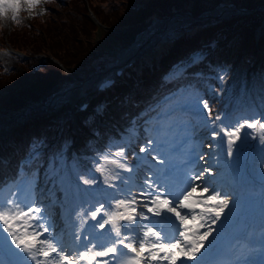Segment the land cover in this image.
<instances>
[{
	"label": "trees",
	"instance_id": "trees-1",
	"mask_svg": "<svg viewBox=\"0 0 264 264\" xmlns=\"http://www.w3.org/2000/svg\"><path fill=\"white\" fill-rule=\"evenodd\" d=\"M123 1L124 5L121 4ZM44 0L43 13L32 12L20 19L21 23H14L10 29L0 23V45L7 41L13 48L34 55L39 51L48 52L57 58L69 70L75 66H88L95 54V49L90 40L93 25L87 15V7H91L99 17L111 25L113 30L119 32L113 35L120 44L128 43L134 34L146 27L154 15L168 17L175 12L191 11L199 14L202 10L211 8L221 2H231L237 7L253 9L264 5V0ZM58 5L56 7L55 5ZM259 30L256 40L255 33ZM110 33V32H106ZM197 36L203 35L204 39L197 43V50H210L212 53L195 67L202 70L199 76H194L196 70L188 69L181 79L196 86H202L209 105L214 108L218 96V87L223 79L231 88L237 89L242 80L251 79L250 66L258 57L257 74L259 83L264 87V10L257 9L245 15H230L222 19L215 26L207 29H198ZM121 36V37H120ZM202 39V38H201ZM195 41H200L199 37ZM172 47V48H171ZM174 45H164L162 51L171 56ZM176 49V48H175ZM196 50V51H197ZM100 55V54H99ZM94 66L91 67L93 69ZM175 70V69H174ZM210 73V77L204 74ZM128 73H131L130 71ZM148 76V86L156 90H173L179 83L174 76ZM70 79V76L59 65L50 60L40 61L36 58L15 57L11 65L0 62V111L9 108L18 109L20 106L36 101L38 96L49 97L61 89ZM173 83H175L173 85ZM124 83L115 85L106 95L107 106L103 109L100 123L90 112H77L81 141L77 150L81 153H98L105 149H115L121 146L119 140L126 144L125 153L133 159L131 148L135 146L137 134L145 131L143 128L147 114L143 115L144 106L149 108V102L142 98V102L135 105L136 101H129L125 93L117 96L122 91ZM126 88V86H125ZM211 88V89H210ZM223 101L220 102L221 106ZM54 110L50 107L36 124L40 125L39 133L32 132L29 145L43 146V153L37 158L40 165L50 153L57 150L68 137H72L67 123L61 139L57 137L56 127L61 122L63 107ZM129 105V108L125 107ZM144 109V108H143ZM30 124V123H29ZM28 124V125H29ZM129 134L125 139L124 134ZM20 132L14 134L18 140ZM144 135V134H143ZM16 136V137H15ZM29 146V147H30ZM51 146V147H50ZM15 149L10 143L0 140V157H11L13 161ZM0 160V183L9 174H4L5 167Z\"/></svg>",
	"mask_w": 264,
	"mask_h": 264
},
{
	"label": "snow or ice",
	"instance_id": "snow-or-ice-1",
	"mask_svg": "<svg viewBox=\"0 0 264 264\" xmlns=\"http://www.w3.org/2000/svg\"><path fill=\"white\" fill-rule=\"evenodd\" d=\"M42 2L44 0H0V20L10 19L20 24L19 13L25 10L23 6L27 5L31 10ZM203 108L211 116L206 101ZM245 128L258 129L264 135V122L247 119L235 127L213 130L212 135L226 137L227 153L231 156ZM151 144L152 141H148L147 147H141L139 151L147 152ZM113 155L118 159L108 156L101 159L118 169L132 171L126 162L124 147ZM96 170L104 173L106 165L98 164ZM205 172L210 169L186 176L182 191L171 186L166 188L161 176L154 181L150 175L143 182L145 190L139 197L126 195L114 199L108 208L101 204L90 213V219L95 221L92 239L85 237L81 241L79 234L74 236L76 247L84 248L75 253L68 250L62 239L52 235L41 208L22 207L13 200L3 202L0 204V232L7 235L0 245V264H203L204 251L217 231L213 225L221 221L230 207L227 195L193 183L202 180ZM110 179L120 177L111 175ZM83 183L94 184L95 181L84 180ZM144 209L152 215L145 214ZM106 225L110 229L108 232L103 231ZM97 228L101 231H95Z\"/></svg>",
	"mask_w": 264,
	"mask_h": 264
},
{
	"label": "rangeland",
	"instance_id": "rangeland-1",
	"mask_svg": "<svg viewBox=\"0 0 264 264\" xmlns=\"http://www.w3.org/2000/svg\"><path fill=\"white\" fill-rule=\"evenodd\" d=\"M121 4L124 5L123 1H121ZM24 6L27 8V5H24ZM55 6L58 7L57 4ZM216 9H217V7H215V9L212 12L213 13H218V11L220 12V10L216 11ZM206 14L207 13H205V15ZM227 14L229 15L232 13L229 12V13L222 14V15L228 16ZM10 15L11 14L9 13V16ZM19 15H20V13H19ZM192 19H193V17H191V16H184V15H176L175 14L170 19H168L164 22H161V23H160V21L158 22L156 20L153 22L152 25H150L146 29V31L144 33L140 34L142 31L139 32L138 34H140V35L136 36L137 37L136 39H135V35H134V37L127 43V46H125L124 50H122V51H128L131 49V47H134L135 45H138V46L139 45H149L150 42H152L154 39L159 38V37H163V34H165V33L167 34V33L171 32L172 29L175 27V25L178 24V22H179V24H181L183 26V25L187 24L189 21H191ZM8 20H10V19H8ZM143 28L145 29V27H143ZM114 31L115 30L111 31V34ZM153 32H156L155 36H153L154 35ZM111 34L101 32V34L99 35L100 38L97 41L94 37V32L92 30V32L90 34V40L92 41V44H88V45L90 47L93 46V48L95 49L96 52L94 55H92L93 58L89 62L88 66L83 65L82 68H80V69L76 68V67H80V66H75V68L73 70H71L72 75L74 76V79H73L74 82L72 83L71 77H70V79H67L68 84L66 83V86L65 85L63 86L62 91L66 90V89L68 90L75 85H79L78 92L83 89L81 85H83V83L87 84V82L90 79V76L93 75L94 73L93 74L91 73L90 75L85 77L83 80H78L79 77L77 75H80L83 77L91 69L92 66H96L97 63L101 59H103L101 57V55H99V52L103 49V48H101V46L104 44V42L109 41L107 38ZM115 35H116V32H115ZM116 47L117 46H114V47L106 46L105 52L112 54V52L114 51V49H116ZM1 57L6 62V59L8 57V51H6L5 53H2ZM118 59H119V56H117L115 58V60H112L111 62H115ZM253 65L254 64H251V66L249 67L250 70L253 67ZM108 66L109 65L106 64L104 69H106ZM70 67H71V65H70ZM93 70H96V68H94ZM252 70H253V68H252ZM227 86H228V84H226L225 81H223L221 83V85L219 86V93L221 94L222 97H224V99L232 97L234 99V106H236L237 108L239 107L241 109H244V111H247V112H250L252 110V108H254L253 100H251V98H249L248 96L245 95L244 86L241 88L240 94H238V95H233L232 90H228ZM188 89L193 90L194 88L189 87ZM185 90L180 93V96L178 99H181V98H183V96H185V93H184ZM61 93L63 94L64 92H61ZM59 94L60 93H57L54 98L52 97V99H49L47 102H45V100H44V103L41 100H39L38 102H35L33 104H31V102H28V103L20 106L16 111L21 110V112H19V113H27L29 111L31 113H27V114H29L31 116H33V114H34V116L38 115L39 111L44 109L46 105H50V104L55 103L56 101L65 99V96H66L65 94H63V95L62 94L59 95ZM189 97H192V99H194L193 103H199L203 109V117L201 118V120L195 122V124H193V126H192V128L194 129V132H197V133L199 132L201 134L200 135L201 137H199V146L202 145L201 157H203V159L201 160L200 166L197 169L196 173L199 174L200 172H203L205 169H210V172L204 173V177L202 180H199V181H197V183H194V184H199L202 186L209 187L210 190H218L219 187L218 186L216 187L215 184L210 182L212 179L217 180L219 177L221 178V175L218 174L219 171H217V169H216L217 167L215 166L217 164V162L214 160V155L212 154V150L215 146L212 144L213 138L210 137V134H211L210 132L213 130V124L214 123L216 124L217 120H216V118L215 119L210 118L209 116L206 117L207 110H205L203 108V103L205 102V99L199 91H193V92L189 93L188 97L185 98L184 100L186 101L187 99H189ZM215 103H216V105H218L217 101ZM262 107H263L262 113L260 111H257L254 115L247 116L246 119L247 120H251V119L252 120H260V121L264 122V106L262 105ZM244 111H242V112L244 113ZM19 113L14 115L16 117V119H20V117L23 116ZM1 114H2V116L3 115H5V116L9 115V113H1ZM1 114H0V117H1ZM229 114H230V112H229ZM220 118H221V116H220ZM232 118L234 120L233 125L238 126L236 124V122L238 123L237 119H235L234 117H232ZM149 121H152V119ZM27 125L28 124L26 123L24 128L23 127L19 128L16 130V132L19 131L21 134H23L27 128L30 130L31 123L29 124V126H27ZM17 126H23V124H18ZM148 127L151 131L153 129V123L151 122L150 124H148ZM156 128H159V127L156 126ZM255 131L256 130L250 129L248 133H250L251 136L252 135L255 136L256 135ZM259 135H260V138H258L257 141H258V146H261V144H260L261 141H262V144L264 145V140H263L264 135H262L261 133ZM2 140L5 141V143L7 142L5 139H2ZM202 140L204 141V143L202 142ZM141 141H142V139H141ZM69 144L71 145V148L68 150L67 153L65 152V154H62L59 156V162L54 167L55 169H53V174H55V172L58 169H60L59 173L61 175L62 169L64 170V167L73 165L76 161H79V160L82 162L86 161L89 165L88 166L85 165L84 169H81L78 166L75 167L74 176H75V181L78 182V190H77L78 195L77 196L80 198L81 194H84L88 198V200H90V203L93 205V208L90 209L91 211H94L97 207H99L101 205L99 195L96 194L99 191V187H98V177L99 176L107 177L109 180H111L110 179L111 175H117V174L119 175L120 179L111 180L112 184L115 185V187H114V190L111 192V194L107 196L113 200L124 198L126 195H136L137 197H139L140 192L145 190L142 186H143V182L146 180V178L143 176V174H141V172H139L138 174L132 175V173H130V172L118 169L115 165H113L115 167V170L113 172H110V168L114 169V167L109 166V164L106 161H103L101 158L104 156H108L110 159H118V157H115L113 155L114 153H110V152L101 153V155L97 156V157H95L94 155H91V154H81V153L77 154L76 150H72V148L73 149L76 148L78 145V142L70 141ZM141 147H146V144H144V145L141 144ZM78 155H79V157H78ZM135 155L137 157V161H136L137 164H135L136 167L137 166H143V165H147L146 166L147 169L149 167H151V165L149 163H147V161L145 160V157L143 155L137 154L136 152H135ZM101 163H104L106 165V171L104 173H101V172L96 170L98 164H101ZM145 171H146V168H145ZM122 175L126 176V178H123ZM84 180H93V181H95V183L94 184H85V183H83ZM33 181H34V176L31 175L28 178H26V177L22 178V176H19V178L16 181H13L12 183H8L6 185V187H4L3 189H0V204L8 201V195L13 190V188H15V187L19 188L17 192L22 191V190H28L29 188L33 187ZM25 182H27L28 186L24 184ZM80 189H81V193H80ZM126 189H127V191H126ZM38 191L40 193H45L41 189V187L38 189ZM35 200L36 201L37 200L42 201L43 199L41 197H39V195H36ZM58 203H59L58 201H55L52 204L56 205ZM59 206L60 205L58 204L57 205V208H58L57 215H58V218H60V224H61L60 229H62L61 231L63 233H66L67 232L66 225L64 224V219L66 217V214H65L66 210L64 208H61V207L59 208ZM144 212H145V214H147L146 209H144Z\"/></svg>",
	"mask_w": 264,
	"mask_h": 264
},
{
	"label": "bare ground",
	"instance_id": "bare-ground-1",
	"mask_svg": "<svg viewBox=\"0 0 264 264\" xmlns=\"http://www.w3.org/2000/svg\"><path fill=\"white\" fill-rule=\"evenodd\" d=\"M77 88L78 87H75L69 91L75 94L78 91ZM238 113H240V110L235 112L236 115H238ZM25 121H28L31 123L35 122V120L31 116H27ZM246 130L249 131L250 129L245 128V131ZM243 134H246V133L243 131ZM255 134L258 136L260 134V131L256 129ZM246 146H247L246 154H244L243 156L236 155L237 157L235 158L236 162L245 164L248 169L247 176H246L247 182H245L246 185L244 186L245 187L244 189L246 192L245 197L241 199H235V197H232L230 200L229 209L225 210V217L229 216L230 210L232 208L237 207L238 209H240V208L245 207L246 209H248V214L245 219V222L248 226L247 232L255 234V235H259L264 240V160L261 158V152H264V146L263 147L258 146L255 143H252L251 140L247 142ZM212 154L214 155L215 161H217L219 157L221 156L220 151L216 147L213 148ZM197 169H198L197 166H195L194 170L196 171ZM69 170L73 172L72 168H70ZM106 178L107 177L101 176V185L99 186L100 190L98 191L99 194L96 193L97 195H99V199L101 200L100 202L104 205H108L111 202L110 198L107 197V195L109 194H105L106 192L103 191V190H106L110 186L108 183L105 182ZM63 183L64 181H62V184ZM228 183L229 184L227 186V181L224 178L220 180V183L218 184V186L220 187L222 185V186H225L226 189H230L229 187L233 186V184L230 181ZM76 186H78V184H76ZM80 193H81V189H80ZM18 200L20 199L18 198ZM74 203L78 205V209L76 210L80 215L81 221H83V227L77 228V226L74 224V221L72 220V215H70V221L68 224L71 223V228L68 230V236H67V239L69 242H65V244L68 250L72 253L77 252V250L74 248V245H75L73 242L74 236L81 233L83 230H85L87 234V238L92 239V233L94 231V229L92 228L94 221L90 219V213H91L90 209L93 208V205L90 203V200H88V198L84 194H81V197L80 198L78 197L77 199H75ZM88 222L92 225L88 224ZM77 229H78V232H77ZM95 231H101V230L97 228L95 229ZM103 231L105 232L109 231V228L107 225H106L105 230ZM6 235L7 233L0 232V245L3 244V238ZM245 244L246 243L244 242V245Z\"/></svg>",
	"mask_w": 264,
	"mask_h": 264
}]
</instances>
